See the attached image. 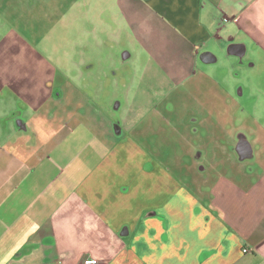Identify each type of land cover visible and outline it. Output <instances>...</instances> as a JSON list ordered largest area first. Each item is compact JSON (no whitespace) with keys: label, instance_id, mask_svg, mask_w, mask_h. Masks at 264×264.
Segmentation results:
<instances>
[{"label":"crops","instance_id":"obj_1","mask_svg":"<svg viewBox=\"0 0 264 264\" xmlns=\"http://www.w3.org/2000/svg\"><path fill=\"white\" fill-rule=\"evenodd\" d=\"M112 4L124 103L102 69L3 65L0 264H264V0Z\"/></svg>","mask_w":264,"mask_h":264},{"label":"rangeland","instance_id":"obj_2","mask_svg":"<svg viewBox=\"0 0 264 264\" xmlns=\"http://www.w3.org/2000/svg\"><path fill=\"white\" fill-rule=\"evenodd\" d=\"M112 1L109 4L108 0V5L112 7L108 13V9H102L107 5L104 0H0V54L7 56L0 58V63H3L0 65V87L7 79L3 65L14 62L6 61L16 52L24 56L26 83H33L36 78L29 72L40 69L45 85L50 84V88L54 85L56 90L67 78L63 76L67 67L89 69L91 72L102 69L107 75L106 78L103 76L105 82L115 79L121 69L130 68V59L123 60L122 55L133 51L122 39L125 34L122 36L117 28H121L123 23L118 13L115 16ZM105 31L108 37H104ZM36 54L40 60H37ZM226 62L219 58L217 66L224 68ZM54 70L57 72L55 83L48 80L52 79ZM222 76L219 79H223ZM133 79L137 80L135 77ZM241 85H245L243 76L236 82L237 88ZM98 88L100 95L96 103H124L123 94L127 87L120 84L112 86L110 82V85L106 83ZM13 96L11 90L3 89L0 92V103H22L19 96L12 99ZM245 100V96L239 98L241 106L249 103ZM176 104L180 112V103ZM111 114L114 121L119 116L117 111Z\"/></svg>","mask_w":264,"mask_h":264},{"label":"built area","instance_id":"obj_3","mask_svg":"<svg viewBox=\"0 0 264 264\" xmlns=\"http://www.w3.org/2000/svg\"><path fill=\"white\" fill-rule=\"evenodd\" d=\"M224 20H227L226 18ZM244 252H247V249L243 250ZM50 264H64L60 261L58 262H54V263H50ZM67 264H71V263H67ZM79 264H98L97 261L91 257H86L85 259H83V261Z\"/></svg>","mask_w":264,"mask_h":264}]
</instances>
